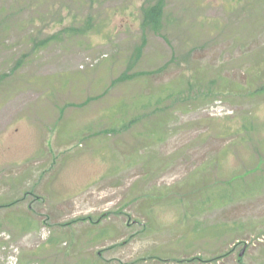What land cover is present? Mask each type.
Instances as JSON below:
<instances>
[{"label":"rangeland","instance_id":"1","mask_svg":"<svg viewBox=\"0 0 264 264\" xmlns=\"http://www.w3.org/2000/svg\"><path fill=\"white\" fill-rule=\"evenodd\" d=\"M0 264H264V0H0Z\"/></svg>","mask_w":264,"mask_h":264},{"label":"trees","instance_id":"2","mask_svg":"<svg viewBox=\"0 0 264 264\" xmlns=\"http://www.w3.org/2000/svg\"><path fill=\"white\" fill-rule=\"evenodd\" d=\"M163 16L164 9L162 6H152L150 8H146L143 16V25L145 27L150 25L158 31L162 25Z\"/></svg>","mask_w":264,"mask_h":264}]
</instances>
